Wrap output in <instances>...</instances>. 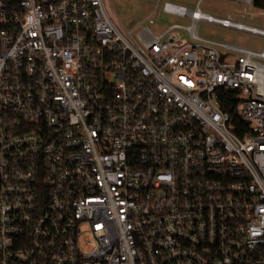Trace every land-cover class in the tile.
<instances>
[{"label":"built area","instance_id":"built-area-1","mask_svg":"<svg viewBox=\"0 0 264 264\" xmlns=\"http://www.w3.org/2000/svg\"><path fill=\"white\" fill-rule=\"evenodd\" d=\"M202 1L0 0V264H264V28Z\"/></svg>","mask_w":264,"mask_h":264},{"label":"rangeland","instance_id":"rangeland-1","mask_svg":"<svg viewBox=\"0 0 264 264\" xmlns=\"http://www.w3.org/2000/svg\"><path fill=\"white\" fill-rule=\"evenodd\" d=\"M158 1H160V5L164 1H173L185 4L191 8H193L197 2V0H110L118 20L127 28L140 27L139 24L154 12ZM243 9L244 8L241 7V11H243ZM201 10L216 16H226L227 13L230 12L236 21L264 28V10L255 8L245 9L249 14L253 15L250 16L248 14L246 17H242L229 2L224 0H203L201 3ZM155 12L158 23L156 27H152L155 33L173 23L189 24V21L183 18L161 13L160 9ZM200 34L207 38L225 41L255 51H260L263 45V39L261 37L233 29H224L208 22L200 23Z\"/></svg>","mask_w":264,"mask_h":264},{"label":"trees","instance_id":"trees-1","mask_svg":"<svg viewBox=\"0 0 264 264\" xmlns=\"http://www.w3.org/2000/svg\"><path fill=\"white\" fill-rule=\"evenodd\" d=\"M254 8L255 9H258V10H264V1H255L254 4H253ZM230 96L228 97L227 101H224L221 99V102L223 104V110L229 112L234 120H235V123H240L236 118H235V99L231 96V94H229ZM241 124V123H240Z\"/></svg>","mask_w":264,"mask_h":264},{"label":"water","instance_id":"water-1","mask_svg":"<svg viewBox=\"0 0 264 264\" xmlns=\"http://www.w3.org/2000/svg\"><path fill=\"white\" fill-rule=\"evenodd\" d=\"M247 122V121H246ZM248 123V122H247Z\"/></svg>","mask_w":264,"mask_h":264}]
</instances>
